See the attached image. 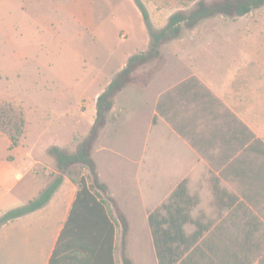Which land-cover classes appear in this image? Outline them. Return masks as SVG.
Instances as JSON below:
<instances>
[{
  "label": "crops",
  "instance_id": "1",
  "mask_svg": "<svg viewBox=\"0 0 264 264\" xmlns=\"http://www.w3.org/2000/svg\"><path fill=\"white\" fill-rule=\"evenodd\" d=\"M197 2L159 3L162 10H184ZM78 17L94 23L88 13ZM145 43L137 53L147 50L149 38ZM190 54L172 53L156 74L127 85L94 143L96 169L103 151L123 154L130 164L119 168L113 186L97 170L127 224L123 235L114 222V264H123L122 253L130 264H264V93H247L234 80L214 82L203 54ZM132 55H123L97 87L90 108L84 94L73 100L63 90L56 101L45 94L43 111L36 103L23 107L28 118L20 145L12 149L0 132L11 154L0 158V216L51 183L58 173L48 150H76L95 120L97 97ZM114 137L119 148L107 145ZM77 191L63 176L44 207L2 225L0 264H49Z\"/></svg>",
  "mask_w": 264,
  "mask_h": 264
},
{
  "label": "rangeland",
  "instance_id": "2",
  "mask_svg": "<svg viewBox=\"0 0 264 264\" xmlns=\"http://www.w3.org/2000/svg\"><path fill=\"white\" fill-rule=\"evenodd\" d=\"M139 1L154 30L162 29L173 13L188 12L196 5L184 10H162L160 0ZM82 13H88L94 23L80 22L78 15ZM146 38L148 32L134 0H0V128L11 132L8 119L18 116L20 109L27 121L23 109L26 104L36 103L43 111L45 94L54 101L63 90L65 97L73 100L84 94V104L90 108L94 91L115 70L120 58L141 51ZM172 53H191L192 58L208 53V57L201 55L200 59L206 62L203 66H208V76L214 82L234 80L235 85L243 83L247 93L254 89L256 96L264 93V6L243 17L216 16L195 29L183 30L180 38L161 47L159 59L134 72L130 84H140L147 74H156ZM45 84L50 85V91H35ZM86 110L89 115L92 109ZM37 127L34 122L28 129ZM7 141L0 136V158L11 155ZM106 142L120 147L115 137ZM124 156L104 151L96 155L99 175L112 186L120 176L119 168L130 165ZM84 171L89 177L88 170L82 167L74 168L71 176L77 179ZM106 197L111 200L108 194ZM109 206L113 210L110 202Z\"/></svg>",
  "mask_w": 264,
  "mask_h": 264
},
{
  "label": "trees",
  "instance_id": "3",
  "mask_svg": "<svg viewBox=\"0 0 264 264\" xmlns=\"http://www.w3.org/2000/svg\"><path fill=\"white\" fill-rule=\"evenodd\" d=\"M134 2L148 32L147 50L130 56L125 67L99 94L93 125L76 150L73 153H67L55 146L48 150V154L55 161V169L58 173L51 183L27 204L11 209L0 216L1 227L9 221L44 207L61 185L63 176H68L76 183L78 191L49 264H114V222L119 221L123 235L127 224L115 202L106 197L108 189L99 180L92 150L99 131L110 121L109 115L116 96L132 82L134 72L157 59L161 47L180 38L183 30H192L201 22L216 16L243 17L264 6V0H217L210 3L200 0L188 12L173 13L162 29L154 30L144 5L139 0ZM7 108L10 113L14 112L10 105ZM8 126L11 132L2 128L0 132L8 136L11 148L16 147L22 143L26 128L23 110H19L18 116L12 115L8 119ZM76 167L87 169L89 177L81 176L76 179L71 176L72 170ZM113 211L116 212V219L113 217ZM122 261L123 264H130L123 253Z\"/></svg>",
  "mask_w": 264,
  "mask_h": 264
}]
</instances>
